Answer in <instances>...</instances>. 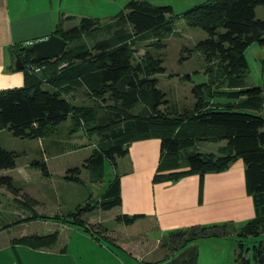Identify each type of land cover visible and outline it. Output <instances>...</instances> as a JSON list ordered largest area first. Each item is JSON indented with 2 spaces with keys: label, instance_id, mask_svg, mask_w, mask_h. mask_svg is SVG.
Wrapping results in <instances>:
<instances>
[{
  "label": "trees",
  "instance_id": "trees-1",
  "mask_svg": "<svg viewBox=\"0 0 264 264\" xmlns=\"http://www.w3.org/2000/svg\"><path fill=\"white\" fill-rule=\"evenodd\" d=\"M257 7L264 10V0H207L182 15L189 27L205 32L206 38L198 42L196 49L205 62L220 68L221 80H217L215 92H207L209 85L206 84L193 86L194 102L177 114L168 112L164 94L157 88L155 76L164 73L162 60L150 51L135 60L139 43L172 31L170 6L130 0L114 21L105 25L106 37L92 45L82 39L98 30L99 24L81 18L75 26L63 29L62 19H59L52 35L66 41V47L58 58L39 61L29 45L12 47V62L17 55L23 63L19 71L24 72L25 81L22 87L0 91V130L7 129L18 139H38L55 134L69 118L72 121L68 131L70 137L81 129L88 137L90 133L106 129L108 133L102 136L104 147L85 160L84 168L89 171L105 159L114 163L117 158L125 157L133 142L147 138L160 140V170L167 171L161 165L172 154L187 161L186 170L169 172L166 177L170 180L191 174L220 173L240 159L244 166L245 192L252 200L254 217L235 235L236 264H264V240L251 246L243 244V240L264 235V111L262 114L245 111L259 99L263 90L261 87L242 88L247 69L245 50L253 43L264 44V21L256 17ZM148 47H161V42H149ZM27 66H39L44 70L27 72ZM48 69L50 73L44 74ZM237 86L242 89L234 90ZM78 92L92 104L72 103L69 98ZM205 94L235 99L245 96L246 99L237 104L218 103L205 99ZM101 110L105 113L98 116ZM109 114L113 118H109ZM107 116V123H97ZM198 142H224V146L219 147L216 154L197 150L184 152ZM16 158L14 152L0 146V172L14 169ZM32 165L40 169L43 176L48 175L46 164L34 161ZM79 173L78 168L67 170L63 178L79 184L82 183ZM0 188L11 194L17 192L8 176L0 175ZM120 205V183L115 178L94 204L87 201L78 205L66 217L33 215L31 219L61 220L92 232L93 227H87L82 219L86 212L109 211ZM140 218L142 215H122L115 220L128 226ZM227 234L224 224L199 226L190 231L170 233L168 241L176 250L192 240ZM57 235V231L48 235L33 234L16 242L35 249L49 248ZM196 258L194 249L181 264H194Z\"/></svg>",
  "mask_w": 264,
  "mask_h": 264
},
{
  "label": "rangeland",
  "instance_id": "rangeland-1",
  "mask_svg": "<svg viewBox=\"0 0 264 264\" xmlns=\"http://www.w3.org/2000/svg\"><path fill=\"white\" fill-rule=\"evenodd\" d=\"M70 1V4L63 2L61 7V13L65 12L66 14L60 16L63 29L75 26L81 18H89L90 20L95 21L99 24V29L84 35L82 39V42L87 45H92L106 37V31L104 30L105 25L112 23L114 17L124 10L126 4L130 0H106V2L101 0ZM144 1L155 6H170L172 8V31L150 39L149 42L160 40L161 47L150 48L148 47V41L139 43L136 46L135 60H138L143 56L146 51H150L153 56L162 60L164 73L155 76V79L157 80V88L164 94L166 100L165 106L168 108V112L173 114L181 113L190 108L194 102L191 92L193 86L206 84L209 85V88L206 90L207 92H215L218 90L217 80H221L220 68L214 64L205 62L204 57L196 49L198 42L206 38L205 32L198 28L189 27L182 18V15L187 10L203 4L207 0ZM111 2H113V4ZM255 13L258 19L264 21V10L261 7H257ZM244 55L247 62V69L245 71L244 85L242 88L249 89L261 87L263 90L259 99L255 101L253 105L248 106L245 111L253 114H262L264 111V44H251L245 50ZM239 87L240 86L235 87L234 90L242 89ZM207 98L212 99V101L215 100L218 103L235 104L238 102L241 103L246 99L245 96L235 99L224 95L210 97L205 94V99ZM69 99H72V103L76 104H92L89 98L79 92L73 94L72 98ZM97 113L98 116H100V114L104 115L105 110H101L100 113L98 111ZM108 116L109 118H113L112 114H109ZM108 116L102 121H97V123H107L109 121V119H107ZM71 125L72 121L69 118L58 127L55 134L32 140L18 139L13 137L7 129L0 130L1 148L6 151L14 152L17 155L16 167L12 170H2L0 175L19 179V181H22L19 185H24V190L38 189L39 192H34L41 194L40 201L46 200L44 202L47 203V206L43 202L41 205L46 206L45 210H48V212L43 210L42 212H44V215H38L35 212L31 214L29 213L28 215L31 217L33 215L66 217L73 213L78 205H84L87 201L90 204L96 203L110 182L115 178L119 179L129 166L128 158L125 156L123 158H117L114 163L105 159L100 166H95L91 171L85 169V160L88 159L98 148L104 147L102 142V138L104 137L102 136L108 133V130L104 129L95 134L90 133L88 137L85 135V131L81 129L70 137L68 131ZM110 131L111 130L109 129V132ZM222 144L224 143L198 142L194 148L189 147L185 149L184 152L193 153L194 150H197L198 152L208 151L217 153V149ZM34 161L46 164L50 177L43 176L40 169L32 165ZM187 166V161L183 157L174 156L172 154L161 165V168H167L169 169L168 171H183L187 169ZM75 168L80 169L79 177L81 178L82 183L77 184L67 182L63 178L67 170ZM237 168H241L244 171V166L240 159H238L231 167V169ZM25 174L34 175L35 177L31 178L29 181H25L23 178ZM32 187L34 189H31ZM0 189V200H2L0 216L4 214L8 218L16 219L18 218L17 205H19L18 207H20L19 210L22 215L26 214L23 211L31 208L26 205L27 202L25 201V195L22 193L23 191L18 195H15L9 193L3 188ZM2 191L4 192L2 193ZM37 205L36 209L40 211L41 205ZM42 208L44 209V207ZM114 211L115 210L112 209L107 211V214H101L100 211L98 212L94 210V213L93 210H91L86 212L82 216V219L86 223L89 219L95 218L96 216L103 218L106 217L105 223H103L102 226L108 229L110 233H114L115 236L121 238H126V236L131 233V237L127 240L128 243L125 244V249L122 248L121 244L125 243L126 239L120 240L122 243H120L119 246L116 245L118 243L112 244L111 242L110 249L113 252L112 253L105 249L107 246V240L99 236L98 233L95 232L94 236L99 237L98 242L104 247V250H101L100 245L96 242L94 243L91 242V240H88L82 232L81 234L84 236L83 239L80 238L81 236L78 233L76 234L72 232L70 236L71 250L75 251L80 258L88 260L93 264H114L113 260H116L118 264H122V262L130 264L133 261L142 264L140 261L134 260V257L139 258V256L144 255L146 245L141 242L146 239H148L149 242L161 241L160 250L165 251L162 253L161 261L168 260L170 262L172 259H182V255H185V253L188 252H180L181 249H176L177 251H174L168 241V237L158 235L154 230L147 231L145 224L141 221L135 222L133 227H130L131 225L126 226L124 223H118L115 218L117 216H122L123 214L110 218L111 215H114ZM58 221L59 220H57V222ZM47 222L52 221L47 220ZM62 223L65 222L62 221ZM235 224L236 225L232 222H226V224H224L228 232H230L228 236L204 238L194 243L202 262L213 264L216 262L230 263V261H232L234 248L236 250V241L233 237L234 234L231 232L234 227L241 226L244 223L239 225L237 222ZM48 227L49 226H45V224L35 223L27 228L45 229ZM87 235L89 236V233H87ZM260 240H264V235H261L258 238L243 240V244L251 246ZM130 246L132 247L131 249ZM131 257H133V260ZM151 257L149 259H151Z\"/></svg>",
  "mask_w": 264,
  "mask_h": 264
},
{
  "label": "crops",
  "instance_id": "crops-1",
  "mask_svg": "<svg viewBox=\"0 0 264 264\" xmlns=\"http://www.w3.org/2000/svg\"><path fill=\"white\" fill-rule=\"evenodd\" d=\"M101 1L106 2V0ZM63 2L71 3L70 0H0V91L19 88L24 85V72L13 69L11 49L17 45H30L52 35L60 16L66 15L65 12L61 13ZM111 3L113 4V2ZM49 71L50 69L45 70L44 74L50 73ZM223 146L224 144L220 147ZM160 148L159 138L142 139L129 146L126 155L129 166L119 178L121 205L114 208V215H111L110 218L119 214L142 215V218L135 222L141 221L145 224L147 231L154 230L158 235L168 237L170 233L190 231L199 226L223 225L226 222H232L234 225L237 222L239 225L245 224L254 217L252 200L245 192L243 169H231V166L228 170L220 173L191 174L170 180L166 176L172 171H168L169 169L167 171L165 169L160 170ZM202 153L216 154L208 151ZM157 175H163V177L160 178ZM34 177V175L25 174L23 178L25 181H29ZM45 177H50V173ZM10 178L17 189L15 195L23 191L25 201L27 199L30 201L26 205L31 208L23 211L26 214L22 215L19 210L20 207L17 205L18 218L16 219L8 218L4 214L0 216V264H93L80 258L75 251L71 250L70 236L72 232L78 233L82 239L86 236L91 242L100 245L99 237L94 236L95 232L98 233L99 236L107 240L105 249L108 252H112L110 249L111 242L112 244L118 243L116 245L119 246L122 243L120 240L123 239L126 241L121 245L123 249L126 248L125 244L128 243L127 240L131 237V233L126 238L110 233L108 229L102 226L106 217L96 216L86 222L87 227H93V234L91 231L86 232L76 225L62 223L61 220L47 222V220L31 219L29 213L35 212L38 215L44 213L42 211L47 206V203L44 202L46 200L40 201L41 194L34 192L38 189L35 190L32 187L31 189L34 190H24V185H19L22 181L11 176ZM42 202L46 206L41 205ZM1 203L2 200H0V207L2 206ZM37 204L41 205L40 211L36 209ZM94 210L100 211L101 214H107V211ZM45 211L48 212V210ZM35 223L45 224L49 227L45 229L27 228ZM134 223L128 226L133 227ZM241 226L233 228L231 233L234 234V239ZM54 231L58 233L57 239L49 248L35 249L29 247L28 244L16 242L25 236L48 235ZM81 232L85 235L83 236ZM229 234L230 232L227 236ZM198 240L201 239L188 242L183 248H180V252L193 251L196 249L194 243ZM141 243L146 245L145 253L139 258L134 257V260L140 261L142 264H181L188 253L182 255V259L176 258L170 262L168 260L161 261L162 253L165 252L160 250L161 241L149 242L146 239ZM100 248L104 250L102 245ZM150 257L151 259H149ZM131 258L133 260V257ZM236 258L237 250L234 248L230 263L216 262L213 264H236ZM133 262L130 264H138ZM113 263L118 264L116 260H113ZM122 264L128 263L122 262ZM194 264L207 263L202 262L197 252Z\"/></svg>",
  "mask_w": 264,
  "mask_h": 264
},
{
  "label": "water",
  "instance_id": "water-1",
  "mask_svg": "<svg viewBox=\"0 0 264 264\" xmlns=\"http://www.w3.org/2000/svg\"><path fill=\"white\" fill-rule=\"evenodd\" d=\"M66 47V41L56 35H50L46 39L30 44L29 50L39 61H47L58 58ZM23 63L17 55H14L13 69L21 70Z\"/></svg>",
  "mask_w": 264,
  "mask_h": 264
},
{
  "label": "built area",
  "instance_id": "built-area-1",
  "mask_svg": "<svg viewBox=\"0 0 264 264\" xmlns=\"http://www.w3.org/2000/svg\"><path fill=\"white\" fill-rule=\"evenodd\" d=\"M41 69H42V67H39V66H37V67H34V66H27V67H26L27 72L34 71V72L37 73V72H39Z\"/></svg>",
  "mask_w": 264,
  "mask_h": 264
}]
</instances>
